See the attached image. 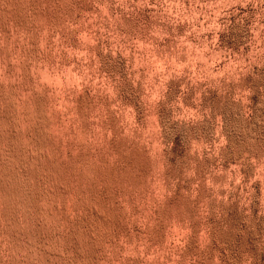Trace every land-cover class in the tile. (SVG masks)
Returning <instances> with one entry per match:
<instances>
[{"label": "rangeland", "instance_id": "obj_1", "mask_svg": "<svg viewBox=\"0 0 264 264\" xmlns=\"http://www.w3.org/2000/svg\"><path fill=\"white\" fill-rule=\"evenodd\" d=\"M0 264H264V0H0Z\"/></svg>", "mask_w": 264, "mask_h": 264}, {"label": "bare ground", "instance_id": "obj_2", "mask_svg": "<svg viewBox=\"0 0 264 264\" xmlns=\"http://www.w3.org/2000/svg\"><path fill=\"white\" fill-rule=\"evenodd\" d=\"M54 75H55V74H54ZM51 78H52V77H51ZM53 78H54V77H53ZM48 80H49V79H48ZM52 80H53V79H52ZM52 83H53V82H52ZM48 87H49V86H48ZM48 87H47V88H48ZM24 222H25V221H24Z\"/></svg>", "mask_w": 264, "mask_h": 264}]
</instances>
